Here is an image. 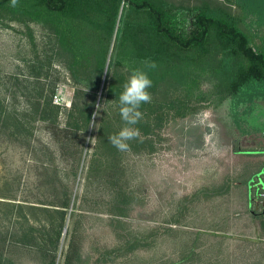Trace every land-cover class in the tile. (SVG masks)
Returning a JSON list of instances; mask_svg holds the SVG:
<instances>
[{"label": "rangeland", "instance_id": "obj_1", "mask_svg": "<svg viewBox=\"0 0 264 264\" xmlns=\"http://www.w3.org/2000/svg\"><path fill=\"white\" fill-rule=\"evenodd\" d=\"M251 17L262 45L264 19L260 26V17ZM24 48L16 29L0 25V81L20 72ZM58 69L57 103L69 106L73 82L64 67ZM211 86L206 81L203 88ZM6 98L20 109L26 105L19 92ZM201 105L158 129L153 150L124 152L122 176L114 183L96 169L89 173L96 127L86 137L76 177L69 148L64 157L43 122L29 138L0 130V250L20 264H49L43 253L6 233L22 226L16 222L22 211L49 219L47 207L61 200V183L68 182L72 200L55 264L64 263L68 248L74 264H264V211L253 200L254 185L264 177V98ZM47 161L54 162L55 178L45 173ZM120 185L129 200L124 215L117 214L115 200Z\"/></svg>", "mask_w": 264, "mask_h": 264}, {"label": "trees", "instance_id": "obj_2", "mask_svg": "<svg viewBox=\"0 0 264 264\" xmlns=\"http://www.w3.org/2000/svg\"><path fill=\"white\" fill-rule=\"evenodd\" d=\"M10 3L0 0V25L16 29L26 49L20 72L0 81V130L29 138L35 123L43 122L64 157L69 148L74 177L86 137L96 127L89 173L96 169L111 176L113 183L121 178L124 152L108 137L124 126L118 98L134 69L148 71L153 84L151 103L141 106L143 118L135 125L141 136L129 142L133 152L153 150L158 129L170 119L197 112L204 101L264 98V41L256 42L258 33L247 21L256 14L262 25L264 0H19L15 8ZM233 5L240 10H233ZM145 61L156 67L146 69ZM58 66L73 82L69 106L54 101ZM206 81L212 85L209 91L203 88ZM18 92L26 101L22 109L6 98ZM43 164L45 173L55 178L54 162ZM61 187V200L47 207L49 219L34 220L22 211L16 216L22 226L6 233L16 243L43 253L49 264L56 263L72 200L68 182ZM123 196L128 193L120 185L115 193L119 215L129 202ZM4 251L0 250V264H20ZM65 253L63 264H74L70 248Z\"/></svg>", "mask_w": 264, "mask_h": 264}, {"label": "clouds", "instance_id": "obj_3", "mask_svg": "<svg viewBox=\"0 0 264 264\" xmlns=\"http://www.w3.org/2000/svg\"><path fill=\"white\" fill-rule=\"evenodd\" d=\"M19 4V0H11L10 6L15 8ZM145 67L148 70L156 67L155 62L145 61ZM106 70V69H105ZM153 81L148 71L134 69L126 83L123 85V91L119 95V114L124 126L117 134L108 137L109 142L118 151H130V141L139 139L141 132L135 127L143 118L140 111L143 104L151 103L152 95L149 89L152 87Z\"/></svg>", "mask_w": 264, "mask_h": 264}, {"label": "flooded vegetation", "instance_id": "obj_4", "mask_svg": "<svg viewBox=\"0 0 264 264\" xmlns=\"http://www.w3.org/2000/svg\"><path fill=\"white\" fill-rule=\"evenodd\" d=\"M254 189H255V196L253 198V200L255 201V209H258L259 205H262V211H264V195H261L262 192H264V188L262 187L260 182H257L254 185ZM251 185H248V188L250 190ZM260 187V189H259ZM264 214V212H263Z\"/></svg>", "mask_w": 264, "mask_h": 264}, {"label": "water", "instance_id": "obj_5", "mask_svg": "<svg viewBox=\"0 0 264 264\" xmlns=\"http://www.w3.org/2000/svg\"><path fill=\"white\" fill-rule=\"evenodd\" d=\"M258 182H260L262 187L264 188V177H260ZM259 189H260V187H259ZM261 195H264V192H262Z\"/></svg>", "mask_w": 264, "mask_h": 264}, {"label": "built area", "instance_id": "obj_6", "mask_svg": "<svg viewBox=\"0 0 264 264\" xmlns=\"http://www.w3.org/2000/svg\"><path fill=\"white\" fill-rule=\"evenodd\" d=\"M54 97H55L54 101L57 103L58 102V96L55 94Z\"/></svg>", "mask_w": 264, "mask_h": 264}, {"label": "crops", "instance_id": "obj_7", "mask_svg": "<svg viewBox=\"0 0 264 264\" xmlns=\"http://www.w3.org/2000/svg\"><path fill=\"white\" fill-rule=\"evenodd\" d=\"M262 171L264 172V170H262ZM262 171H261V172H262ZM263 174H264V173H263ZM248 189H249V188H248ZM249 193H250V190H249Z\"/></svg>", "mask_w": 264, "mask_h": 264}]
</instances>
